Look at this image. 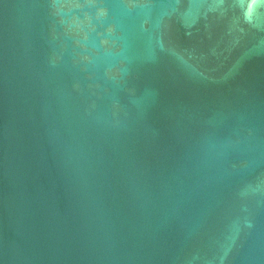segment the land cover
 I'll use <instances>...</instances> for the list:
<instances>
[{
	"label": "water",
	"instance_id": "1",
	"mask_svg": "<svg viewBox=\"0 0 264 264\" xmlns=\"http://www.w3.org/2000/svg\"><path fill=\"white\" fill-rule=\"evenodd\" d=\"M0 264H264V0H0Z\"/></svg>",
	"mask_w": 264,
	"mask_h": 264
}]
</instances>
